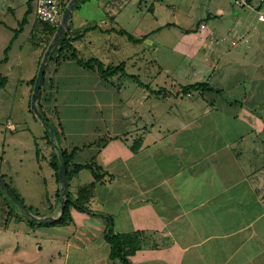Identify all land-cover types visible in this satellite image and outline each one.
<instances>
[{
    "label": "rangeland",
    "instance_id": "obj_1",
    "mask_svg": "<svg viewBox=\"0 0 264 264\" xmlns=\"http://www.w3.org/2000/svg\"><path fill=\"white\" fill-rule=\"evenodd\" d=\"M262 4L264 6V1ZM151 5H154L153 9L149 10ZM28 7L31 10L27 14V23L6 53L15 28L19 27ZM35 10L36 0H0V79L3 76L8 79L0 88V173L5 174L7 182L31 208L30 212L39 217L60 215L58 193L62 183L50 164L60 146H85L77 153L76 160L86 161L96 153L98 143L106 144L102 152H111L114 158L106 156L112 160L104 168L114 176L108 174L103 181L97 182L86 203L91 212H78L72 208V219L64 223L45 221L46 224L31 227L17 215L7 221L4 217L7 208L3 207L6 203L0 197V227L6 221L10 223L6 231L0 230V264H49L50 260H54L53 264H61L63 259L69 258V253L71 261L81 262L82 259L84 262V258L77 256L67 243L86 242L99 254H105L110 245L104 236L109 214L115 223L114 231L127 228L122 227L120 221L128 219L129 213L139 224H149L153 220L159 223L162 216L168 214L166 200L176 202L178 212L184 204L191 210L192 202L204 197L205 188H209V192L212 190L210 185H204L203 176L211 173L218 177L219 174L229 176L232 172L230 163L245 171L257 170L264 156L260 152L255 154L259 157L255 165L251 163L255 162L254 153L237 155L232 151L229 156L225 150L210 155L211 150L222 149L228 142L235 147L237 144L244 146L248 141L246 138L242 143L233 142L234 136L248 127L243 120H235L231 113L240 106L227 104L235 98L244 101L242 94L248 86H236L233 82L243 70L228 67L227 55L233 50H228L225 40L221 41L222 36H219L220 40L216 36L214 42H210V35L207 38V32L199 29V23L205 20L218 35L226 34L233 27L230 36L235 37L238 33L247 36L249 30L239 26L238 22L257 24L260 21L256 11L236 5L232 0H78L69 17L74 30L93 23L103 29L114 25L124 27L138 37L158 27L160 30L134 43L116 31L96 28L75 41L84 58L94 55L115 65L125 61V71L110 76L105 80L106 85L101 84L97 90L92 82L81 83L80 75L84 72L76 60H62L60 74L57 72L59 66L49 61L46 78H50L48 89L56 100H52V112L44 110L56 135L48 138L43 119L31 106L33 84L29 80L38 72L43 51L55 32L38 19ZM217 41L225 44L222 53L227 55L221 54ZM240 44L237 52H240V68H243L251 63L249 57L254 40L246 41L244 37ZM210 69L214 74L220 71L218 74L223 78L217 82L212 75L209 81L225 88L213 104L211 92L193 90L185 94L182 91L188 83L207 80V75H203ZM125 72L137 75L153 89L162 87L166 90L161 94L154 93ZM262 113L264 115V108ZM116 132L120 134L118 141L128 145L142 135H145L146 143L137 155L134 151L131 153L129 147L117 149L115 146L119 143L110 142L108 138ZM183 136L189 137L180 139ZM179 139L182 145L177 144ZM92 141L96 143L89 149ZM172 146L175 149L188 146L192 153H198L193 161L187 158L189 161L180 174L166 177L168 170L177 168L173 160L177 161L176 155L172 156L170 151ZM102 152L97 154L98 162L105 157ZM221 169L225 172H219ZM131 175H137L139 184L152 188L149 192L144 188L142 197L146 199L142 198L128 212L121 196L125 180ZM263 175L264 170L255 174L259 187L264 189ZM93 180L91 169L83 168L73 175L70 189L77 193L81 186ZM128 222L123 221L122 225ZM111 226L110 221L108 227Z\"/></svg>",
    "mask_w": 264,
    "mask_h": 264
},
{
    "label": "crops",
    "instance_id": "obj_2",
    "mask_svg": "<svg viewBox=\"0 0 264 264\" xmlns=\"http://www.w3.org/2000/svg\"><path fill=\"white\" fill-rule=\"evenodd\" d=\"M153 6L154 5H151L149 10H152ZM209 14L211 13L209 12ZM201 21L205 22L206 28H199L207 32V38L210 35L208 41L214 42L213 39L216 36H218L217 40H220L219 36L221 35V41L225 40L228 50L230 48V51L233 50L232 53L229 52V55L222 53V46L225 44L222 43L223 41L220 43L217 41L220 45L221 54H226L228 56V67L231 70L236 68L243 70L236 75L237 80L233 81L236 82L235 85L241 86L244 84L248 86L242 94V97H244L242 99L244 101L235 98L227 103L231 107L240 106L238 110H231V113L235 120H243L245 126L248 127L244 132L234 136L233 142L236 143L240 141V143H242L246 138H248V141H245L244 146L236 143L238 146L236 145L235 147H232V144L228 142L222 149L211 150L210 155L212 156L217 153V151L225 150L228 151L226 154L229 156L232 151L237 155L254 153L255 162H250L255 165L257 161H259V157L255 154L260 152L264 155V115L262 113V109L264 108V21H260L255 25H253L254 23L251 25L250 23L242 24L238 22L239 26L248 29L249 33L247 36L243 35V33H238L235 37L230 36L229 33V31L234 30L232 29L233 27L228 29V34L223 33L218 35L215 29H210L208 22L205 20ZM207 30L210 32L208 33ZM244 37L246 41L254 40L252 46L253 52L249 57L251 63L249 62L250 64L240 68L241 56L240 52H237V50ZM79 68H82L84 72L80 75L81 83L92 82L96 90L98 87H102L101 84L106 85L105 80L99 73L81 66ZM57 72L59 74L62 72V67H60V65ZM218 73L220 74L221 72L217 71V73L214 74L212 69H210L203 76L207 75L206 79L209 80V76L211 77L214 75L213 77L216 78L215 80L220 82L223 76H219ZM210 83L221 88L222 92L225 89L221 84L217 85L212 81ZM234 88L235 87H233V89ZM211 93L214 96V100L212 101L213 104L220 98L221 94H216L215 92ZM219 103L222 104V102ZM249 109H251V111ZM251 114H253L255 118H253ZM122 133L125 134L127 132ZM119 136L120 134L116 132L108 135V138L110 142L119 143L115 146L117 149H122L123 147L124 150H126L129 145L126 144L125 141L124 143L121 140L118 141ZM142 136L144 138V145L146 143V137L145 135ZM188 137L189 136H183L180 139ZM127 138L128 137H125V139ZM180 139L177 141V144L182 145ZM92 145H95L93 141L90 142L88 148L90 149ZM74 146L73 144H69L67 147L72 148ZM105 147L106 144L101 148L99 153H101L102 149L104 150ZM170 151L172 156L176 155L175 157L178 163L176 159H173L177 168L168 170L169 174L166 175V177H171L172 174H180L182 167L189 161L187 158L193 161L195 160V155L198 153H192L188 146H183L179 149H175V146H172ZM103 152L102 154L105 157H103V160L100 159L101 161L99 163L106 168L107 165L111 163L110 160H112L108 157H114L111 152ZM132 152L133 151H131V153ZM93 153L94 150L92 151V154ZM189 153H191V155H189ZM133 154L137 155L139 153L134 152ZM117 156L120 157L119 155ZM232 159L235 158L233 157ZM181 160H183L184 163H182ZM217 162L218 161H216L214 165H216ZM259 162L260 164L256 167L257 170H251V172L245 171L241 166L236 168L235 163H230L232 172L229 176L228 174L227 176L219 174L218 177L217 175L215 176L214 173H211L210 176H203V180H205L204 185H210L212 190L209 192L210 189L205 188L206 193H203L204 197L194 200L191 210L186 209V204H184L178 212V209H176L178 208L176 202L166 200L168 204V214H166L167 217L162 216L163 220L159 223L153 220L151 221L152 223L149 222V224H139V222H136L133 215L129 213L127 215L128 219H126L129 220V222L123 226V221L126 220L122 218L120 221L122 222L121 226L127 228L118 230L119 232L139 231L141 247L131 256L134 264H264V189L263 187H259L255 176L256 173L258 174L261 170H264V156ZM219 172L223 173L225 170L221 169ZM138 180L137 175L129 176V179L125 180L122 189V202L127 206L128 212L132 211L131 209L136 206L137 202L141 201L142 198L146 199L142 197L145 193L143 189L147 188L145 190L149 192L152 188L150 186H144V184H139ZM203 180L201 181L202 184ZM262 180L264 181V175ZM220 185L222 186L220 187ZM185 201H188V199H185ZM162 215H165V213L162 212ZM8 227L9 226L0 227V230L4 229L6 231ZM67 245L70 247L72 246L77 256L84 258V262H82V259H80L81 262L71 261L72 257H70L69 253V258H67L66 255L67 260L63 259L61 264H67L69 262H71V264H122L119 259V261H117L110 257V245L109 250L106 252L107 255L106 253L103 255L99 254L97 249L90 248V244L86 242L72 241L70 243L68 242ZM88 250L90 252H87ZM67 251L68 250L64 253H67ZM53 261L54 260H50L49 264H53ZM33 264H38V262Z\"/></svg>",
    "mask_w": 264,
    "mask_h": 264
},
{
    "label": "trees",
    "instance_id": "obj_3",
    "mask_svg": "<svg viewBox=\"0 0 264 264\" xmlns=\"http://www.w3.org/2000/svg\"><path fill=\"white\" fill-rule=\"evenodd\" d=\"M77 3V2H76ZM260 7L263 6L261 3L259 5ZM31 10V7H28L22 21L19 22V27L15 28V34L13 38L11 39V43L7 46L6 48V53L9 52L13 41L17 38L18 34L20 31L23 30L24 25L27 23V14ZM201 23L205 22H200L199 27L201 28ZM46 27H48L52 32L57 31L58 24H50V23H45ZM100 28L103 29L101 25L97 23L93 24H87L85 26L77 27V29H72L71 22L69 21L67 29L63 32V34L60 36L58 42L52 47L50 53H49V58L47 61L45 73L42 79V85L40 88V95L38 97V103L37 107L39 111L42 114V119L45 123L46 126V135L48 138H51L52 136V131L56 135V131L54 126L51 124L49 117L46 114L47 109H50L51 112L53 111V103L52 100H56L55 95L51 94V89H48V85L50 84V78H46V73H47V66L49 64V61H53L57 66L60 65L62 60L65 59H74L77 61V63L82 66L87 68L88 70L95 71L99 73V75L104 79V80H109L110 76H113L115 74H118L120 71H125V61L119 63V64H111V63H105L101 58L98 56H90L88 58H84L79 54V49L77 46L74 44L75 41L80 39L82 36L86 34L87 31L91 29H96ZM199 28V29H200ZM202 29V28H201ZM104 31L110 32V31H116L120 34L126 35L129 40H131L134 43H138L141 40H144L146 37L150 35V33L155 32L160 30V27L152 30L151 32H147L143 34L142 36H136L129 30H127L124 27H116L111 26V27H106L103 29ZM50 43L53 42V38L50 39ZM50 43H48L50 45ZM47 47L43 51V55L46 52ZM5 59L7 60L8 57L6 56ZM42 62V58L40 59V64ZM51 64V63H50ZM40 68V66H39ZM51 67L49 66V69ZM59 69V68H58ZM56 68V71L58 70ZM39 72V69H38ZM38 72L34 74V76L29 80L33 84V90H34V85L36 81V77L38 75ZM125 74L129 75L130 77H135L138 82L145 86L147 89H150L152 92L161 94L162 90H166V88H159V89H153L150 87L147 83L143 82L140 80V78L135 75L131 74L128 72H125ZM52 78V77H51ZM8 79L3 76L0 79V88L4 87L7 83ZM44 85V87H43ZM51 86V84L49 85ZM197 90L198 92L201 93H206V92H215L220 93L222 92V89L213 85L210 83L209 80H202V81H196L193 83H188L184 85L183 87V92L185 94H190L191 91ZM166 94V93H164ZM42 96L41 101L39 100ZM45 109V110H44ZM59 123V122H58ZM101 142V141H100ZM144 142L143 136H138L136 137L133 142L129 145L130 149L134 152H138ZM93 143H96L93 142ZM104 143V142H103ZM105 144H100L98 143V149L97 152L90 158V160L86 161H77L76 160V155L80 150H83L85 148L81 147L79 145H75L72 148H69L67 146L59 147L57 152L53 156V160L50 162L52 167L56 170V175L57 178L59 179V168L60 164L62 161V157L65 159L66 162V184H65V207L63 210V213L60 218H56L53 220L47 221V223L51 224H57V223H64L69 219H72V208L77 209L78 211L81 210L83 212H91V209L86 206L87 201L89 200L91 196V192L95 188L97 182L103 181L105 177L109 174L110 176H114L111 172H109L107 169L103 167L102 164H100L97 160V154L100 152L101 148L104 147ZM83 168H89L92 171V174L94 175V180L91 181L90 183L81 186L78 190L77 193H73L70 189V180L72 179L73 175L78 173L81 169ZM1 172V170H0ZM3 179L5 180L7 186L11 189L12 193L20 200V202L27 208L28 210L31 211V208L27 206L24 201L20 198V196L15 192V190L12 188V186L7 182L5 179V174L1 173ZM60 180V179H59ZM59 196L60 198L62 197V190L60 191L59 189ZM0 197L3 198L4 202L6 204H3V207L7 208L6 214H5V219L7 221L12 220L11 218L16 215L18 216V219L25 220L28 225L31 227H35L40 224H46L45 221H36L33 220L30 216H27L22 209L19 208V206L16 204V202L10 197L8 192L2 185L0 184ZM17 206V207H16ZM18 212L19 214H17ZM38 213V212H37ZM4 215V214H3ZM39 215V214H36ZM109 218V221L107 222V227L105 228V240L110 244V257L113 259H119L123 264H134L131 256L134 254L138 248L141 247V242H140V237H139V231H127V232H119V231H114L113 225L114 220L111 214L107 216ZM5 220V221H6ZM4 224V226H9L7 222ZM112 222V226L108 227L109 222ZM10 224V223H9Z\"/></svg>",
    "mask_w": 264,
    "mask_h": 264
},
{
    "label": "water",
    "instance_id": "obj_4",
    "mask_svg": "<svg viewBox=\"0 0 264 264\" xmlns=\"http://www.w3.org/2000/svg\"><path fill=\"white\" fill-rule=\"evenodd\" d=\"M78 0H71L69 5L66 7L65 11H64V16H63V21L58 25L57 31L53 37V42L50 43V45L48 46L46 52L44 53L42 62L40 64V68H39V72L38 75L36 77V81H35V85H34V90H33V95H32V99H31V106L34 109V111L42 118V114L39 111L38 107H37V99L40 95V88L42 85V79L45 73V69H46V65H47V61L49 58V53L52 49V47L58 42L60 36L63 34L64 30L67 28L68 22H69V17L72 13V11L75 8V4ZM52 136L54 137L55 134L52 131ZM59 179L60 182L62 183V197H61V209H60V215L58 217H52V216H48V217H39L37 215H34L33 213L30 212V210H28L27 208H25V206L20 202V200L12 193L11 189L7 186L5 180L3 179L1 173H0V184L2 185V187H4L6 189V191L8 192V194L10 195V197L19 205V207L23 210V212L27 215L30 216L33 220L36 221H49V220H53L56 218H60L64 207H65V184H66V162L65 159L62 157V161L60 164V168H59Z\"/></svg>",
    "mask_w": 264,
    "mask_h": 264
},
{
    "label": "built area",
    "instance_id": "obj_5",
    "mask_svg": "<svg viewBox=\"0 0 264 264\" xmlns=\"http://www.w3.org/2000/svg\"><path fill=\"white\" fill-rule=\"evenodd\" d=\"M71 0H36V16L40 21L60 24L63 21L64 11ZM264 0H232L241 7H248L257 12V20H264V9L259 5ZM201 28H206L205 23H201ZM240 38V37H239Z\"/></svg>",
    "mask_w": 264,
    "mask_h": 264
}]
</instances>
